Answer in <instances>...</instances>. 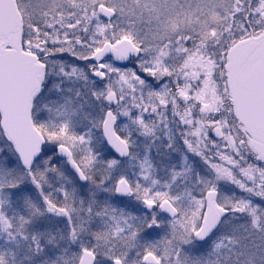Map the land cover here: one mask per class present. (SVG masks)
<instances>
[{
	"label": "snow or ice",
	"instance_id": "1",
	"mask_svg": "<svg viewBox=\"0 0 264 264\" xmlns=\"http://www.w3.org/2000/svg\"><path fill=\"white\" fill-rule=\"evenodd\" d=\"M0 264H264V0H0Z\"/></svg>",
	"mask_w": 264,
	"mask_h": 264
}]
</instances>
